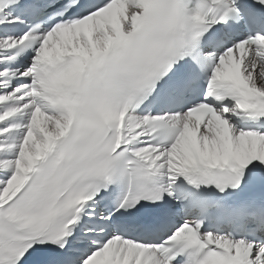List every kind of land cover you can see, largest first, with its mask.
I'll list each match as a JSON object with an SVG mask.
<instances>
[{"label":"snow or ice","instance_id":"1","mask_svg":"<svg viewBox=\"0 0 264 264\" xmlns=\"http://www.w3.org/2000/svg\"><path fill=\"white\" fill-rule=\"evenodd\" d=\"M0 264H264V0H0Z\"/></svg>","mask_w":264,"mask_h":264}]
</instances>
